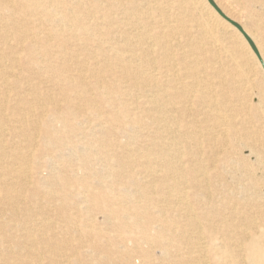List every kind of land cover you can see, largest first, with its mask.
<instances>
[{
  "label": "bare ground",
  "instance_id": "1",
  "mask_svg": "<svg viewBox=\"0 0 264 264\" xmlns=\"http://www.w3.org/2000/svg\"><path fill=\"white\" fill-rule=\"evenodd\" d=\"M214 1L264 61L259 9ZM243 149L264 167V69L207 0H0L4 264H264Z\"/></svg>",
  "mask_w": 264,
  "mask_h": 264
},
{
  "label": "rangeland",
  "instance_id": "2",
  "mask_svg": "<svg viewBox=\"0 0 264 264\" xmlns=\"http://www.w3.org/2000/svg\"><path fill=\"white\" fill-rule=\"evenodd\" d=\"M220 2L222 3V5L224 6V7H226L227 8V10H229L231 13H234V15H236V17L239 19V21L242 23V24H245L246 26H250L251 25V21H250V19H249V15H250V13H249V10L250 11H257L258 12V9H259V15H263L264 16V14H262V13H264V6H262L261 4L259 5L258 3H250V2H248L247 3V5H246V2L244 3V4H242V3H238V2H236L235 0H220ZM231 3V4H230ZM236 3V4H235ZM250 3V4H249ZM241 4L243 5V6H241ZM254 4H255V6H254ZM229 5H231V6H229ZM236 5H238V7L237 8H235L236 7ZM242 7V8H244V9H242V8H240V7ZM259 6V7H258ZM261 6V7H260ZM234 9H233V8ZM247 7V8H246ZM250 7H252V8H250ZM246 8V9H245ZM233 9V10H232ZM236 9V10H235ZM257 9V10H256ZM240 10H241V12H240ZM246 10V11H245ZM245 11V12H244ZM261 11V12H260ZM243 12V13H242ZM256 12V13H257ZM240 13V14H239ZM257 13V14H258ZM246 14V15H245ZM242 20V21H241ZM244 20V21H243ZM248 20V21H247ZM244 22V23H243ZM261 25H262V23H261ZM224 33H226V35H228V36H231V37H233L234 35L232 34V32L230 33V31H228V30H225L224 29ZM234 38V37H233ZM257 96H253L252 97V102L254 103V104H257L259 101V99H258V97L256 98ZM256 99V100H255ZM9 145V144H8ZM10 145H11V143H10ZM11 149V148H10ZM247 149H245V151H244V149H243V151H241L242 152V155L243 156H246L248 159H249V161H251V163L252 164H254L253 166H254V174L255 173H257V175L255 174V176H256V178L257 179H259L260 178V180H262L263 179V174H264V167L263 166H260V164H258V162H257V159L255 158L256 156L255 155H253L252 156V154L250 153V150L248 151H246ZM245 152H246V154H245ZM248 154V155H247ZM251 155V156H250ZM254 157V158H253ZM256 160V161H255ZM255 161V162H254ZM258 167V169H256ZM263 170V171H262ZM261 172V173H260ZM48 176V174H47V172H43V177H47ZM262 176V177H261ZM264 180V179H263ZM262 180V181H263ZM263 193H264V186H263ZM32 211H34V213L35 212H37L38 214H39V209H34V208H32ZM39 211V212H38ZM37 213H35V214H37ZM32 215H34V214H30V213H26L25 215H24V217H22L23 219H25V218H27L26 216H31L32 217ZM28 218H30V217H28ZM55 232H59V230L58 229H55L54 230ZM4 246H9L8 244H5V245H3V246H0V249H1V251L4 249V248H2V247H4ZM36 248H39V245H37L36 246ZM10 250H11V248H9ZM13 249V248H12ZM87 251V248H84V249H82V251ZM12 252H13V250H11ZM14 254L15 255H17V252H14ZM44 254H42V256H43ZM41 256V257H42ZM3 257V256H2ZM156 257L159 259V255H156ZM4 261V260H3ZM2 260H0V264H4V262H3ZM84 261H85V263H87V264H91L89 261H88V259L87 258H85L84 259ZM44 262V264H49V262L47 261V260H44L43 261ZM94 264L95 263H97V261H95V262H93ZM139 263V260L137 261V264ZM117 264H123V263H117Z\"/></svg>",
  "mask_w": 264,
  "mask_h": 264
},
{
  "label": "water",
  "instance_id": "3",
  "mask_svg": "<svg viewBox=\"0 0 264 264\" xmlns=\"http://www.w3.org/2000/svg\"><path fill=\"white\" fill-rule=\"evenodd\" d=\"M208 3L211 5V7L219 14V16L225 20L227 23H229L230 25H232L235 29H237L242 35L243 37L247 40V42L249 43V45L251 46L253 52L255 53V55L257 56L258 60L260 61L263 69H264V61L263 58L257 48V46L255 45V43L253 42V40L251 39V37L247 34V32L245 31V29L243 28V26L236 22L235 20L231 19L229 16H227L222 10L221 8L215 3L214 0H207Z\"/></svg>",
  "mask_w": 264,
  "mask_h": 264
}]
</instances>
